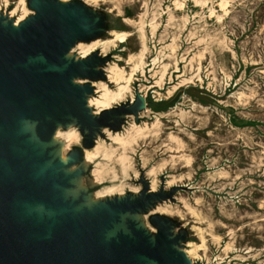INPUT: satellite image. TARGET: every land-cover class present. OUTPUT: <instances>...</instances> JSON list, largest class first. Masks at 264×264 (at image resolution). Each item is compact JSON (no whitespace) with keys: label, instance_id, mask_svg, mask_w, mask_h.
I'll return each mask as SVG.
<instances>
[{"label":"water","instance_id":"water-1","mask_svg":"<svg viewBox=\"0 0 264 264\" xmlns=\"http://www.w3.org/2000/svg\"><path fill=\"white\" fill-rule=\"evenodd\" d=\"M132 10L115 0H0V264H264L207 230L238 203L221 165H192L180 132L247 80H186L139 62ZM208 231V232H207Z\"/></svg>","mask_w":264,"mask_h":264},{"label":"rangeland","instance_id":"rangeland-1","mask_svg":"<svg viewBox=\"0 0 264 264\" xmlns=\"http://www.w3.org/2000/svg\"><path fill=\"white\" fill-rule=\"evenodd\" d=\"M115 1L120 5H126L131 8L132 15L130 19L136 28L137 26L139 28V21L142 26L144 25L145 42H147V48L150 50L147 52L146 58L157 56L156 58L161 64L165 62L171 63L173 58L171 56L168 58L167 55H169L170 45L174 43L177 45V64H182L184 67L185 63L190 62V60H195V63L191 61L192 65H190L192 68L187 70L184 69V73L186 72V80L198 79V77H193V69L199 63L201 65L199 66L202 69V74H209L208 76L211 78V83L215 87H220L225 81L229 80L238 69L241 71L240 77L248 72L247 80L243 83L241 88H239V92L237 91L235 94L237 98L235 96L229 98L228 103L235 106L239 114L243 118L249 120V124L244 126H233L224 114L213 110L206 111V109H202V111L201 108H199L189 117L191 120L189 121L188 119L187 124L189 129L180 132L178 136L181 140L180 151L182 152V156L186 157L183 153L188 151L187 153L190 155V159H192V165L201 164L203 160L221 165V173L222 175L224 174L222 176L223 181L231 184V186L240 192L238 203H230L220 206L219 208L214 207L212 204L203 207L202 211H204L202 214L206 222L207 230H210L207 224L213 222V230H210V232L214 235L223 236L233 243L247 244L258 248L260 251H264V201H262L264 199V191H262L264 190V0H206L204 3L205 5L199 4L194 0H184V5L181 8L175 6V3H173L174 0H159L160 2L158 0ZM222 2H226L224 7H221ZM210 8H213L216 14H222V17L220 16L219 18H222L220 20L221 22L218 21L219 19L215 14L210 13ZM153 15L156 18H154ZM241 17L244 18L242 19ZM166 18H168V20ZM185 21H187V23ZM235 21L237 22L235 23ZM169 24L170 26H168ZM229 24H231V26ZM197 39L199 42H197ZM210 47L211 49H209ZM231 50L234 51L235 59L234 57L231 58V55L233 56ZM198 58L200 59L198 60ZM209 63L211 64L209 65ZM169 66L173 65L170 64ZM212 78H214V81H212ZM252 90L254 92H252ZM260 98L262 100H260ZM241 100L242 102H240ZM251 144L253 145L251 146ZM250 167L252 168L250 169ZM245 179H249V181L245 182ZM251 180L255 181L252 182ZM239 206L241 207L240 209Z\"/></svg>","mask_w":264,"mask_h":264},{"label":"bare ground","instance_id":"bare-ground-1","mask_svg":"<svg viewBox=\"0 0 264 264\" xmlns=\"http://www.w3.org/2000/svg\"><path fill=\"white\" fill-rule=\"evenodd\" d=\"M146 1V0H145ZM159 1V0H158ZM195 2H198L199 4H203V5H205L204 3L206 2V0H194ZM217 1V0H216ZM233 1V0H232ZM244 1V0H243ZM149 2V1H148ZM160 2V1H159ZM238 2V1H237ZM144 3H146V2H144ZM173 3H175V6H177V7H182L183 5H184V0H174V2ZM197 3V4H198ZM218 3H220V2H218ZM225 3L226 2H222V4H221V7H224V5H225ZM169 4H171V3H169ZM196 4V5H197ZM241 4V3H240ZM246 4V3H245ZM142 5V4H141ZM168 5V4H167ZM229 5H232V4H229ZM151 6V5H150ZM169 6V5H168ZM186 6V5H185ZM202 6V5H201ZM155 7V6H154ZM167 7V6H166ZM171 7V6H170ZM232 7V6H231ZM241 7V6H240ZM215 8V7H214ZM248 8V7H247ZM251 8V7H250ZM168 9V8H167ZM228 9H230V8H228ZM228 9H227V11H228ZM156 10V9H155ZM155 10H153V11H155ZM171 10V9H170ZM184 10V9H183ZM235 10H236V8H235ZM145 11H147V10H145ZM152 11V12H153ZM141 12V11H140ZM169 12V11H168ZM171 12V11H170ZM178 12V11H177ZM200 12V11H199ZM139 13V12H138ZM145 13V12H144ZM144 13H142V14H144ZM210 13L211 14H215L216 15V17L219 19L220 18V16L222 15H218V14H216L215 12H214V9L213 8H210ZM223 13V12H222ZM227 13V12H226ZM148 14V13H147ZM152 14V13H151ZM154 14V13H153ZM172 14V13H171ZM224 14V13H223ZM234 14V13H233ZM243 14V13H242ZM138 15V14H137ZM170 15V14H169ZM180 15V14H179ZM196 15V14H195ZM208 15V14H207ZM139 16V15H138ZM145 16V15H144ZM172 16H173V14H172ZM178 16V15H177ZM141 17V16H140ZM152 17V16H151ZM153 17H154V15H153ZM163 17V16H162ZM222 17V16H221ZM236 17V16H235ZM139 18V17H138ZM142 18V17H141ZM154 18H156V17H154ZM171 18H173V17H171ZM175 18V17H174ZM231 18V17H230ZM242 18V17H241ZM244 18V17H243ZM242 18V19H243ZM247 18V17H246ZM167 20H168V18H166ZM170 19V18H169ZM210 19V18H209ZM222 19V18H221ZM221 19H219L218 21H220ZM238 19V18H237ZM252 19V18H251ZM250 19V20H251ZM141 20H143V19H141ZM153 20V19H152ZM155 20V19H154ZM173 20V19H172ZM204 20V19H203ZM138 21V20H137ZM171 21V20H170ZM207 21V20H206ZM229 21V20H228ZM238 21H240V20H238ZM142 22V21H141ZM186 23H187V21H185ZM221 22V21H220ZM231 22H232V20H231ZM231 22H229V23H231ZM237 21H235V23H236ZM242 22V21H241ZM136 23V22H135ZM192 23V22H191ZM203 23V22H202ZM227 23V22H226ZM138 24H139V28H138V26H137V28H138V31H140L139 33H140V38H141V43H142V48H141V52H140V54L137 56V58H138V60H139V62H143L144 60H145V58H146V55H147V52L148 51H150V50H148V48H147V42H145L146 41V37H145V34H144V31H143V26H142V24L140 23V21L138 22ZM144 24V23H143ZM149 24V23H148ZM151 24V23H150ZM178 24V23H177ZM215 24V23H214ZM238 24H240V23H238ZM250 24V23H249ZM216 25V24H215ZM230 26H231V24H229ZM228 25V26H229ZM253 25V24H252ZM165 26V25H164ZM168 26H170V24L168 25ZM193 26V25H192ZM229 26V27H230ZM240 26V25H239ZM166 27V26H165ZM191 27V26H190ZM152 28H153V26H152ZM167 28V27H166ZM192 28V27H191ZM222 28V27H221ZM250 28V27H249ZM140 29V30H139ZM163 29V28H162ZM177 29V28H176ZM202 29V28H201ZM230 30H231V28H230ZM239 30V29H238ZM249 30V29H248ZM166 31V30H165ZM164 31V32H165ZM233 31V30H232ZM163 32V33H164ZM218 32V31H217ZM221 32V31H220ZM161 33V32H160ZM172 33V32H171ZM239 33V32H238ZM168 34V33H167ZM206 34V33H205ZM235 34H237V33H235ZM241 34V33H240ZM161 35V34H160ZM194 35V34H193ZM192 35V36H193ZM203 35V34H202ZM209 35V34H208ZM231 35H233V34H231ZM238 35V34H237ZM245 35V34H244ZM163 36V35H162ZM161 36V37H162ZM164 36H165V34H164ZM169 36V35H168ZM224 36V35H223ZM160 37V36H159ZM167 37V36H166ZM194 37V36H193ZM217 37V36H216ZM245 37V36H244ZM261 37V36H260ZM264 37V36H263ZM164 38V37H163ZM203 39V38H202ZM206 39V38H205ZM230 39V38H229ZM190 40V39H189ZM222 40H223V38H222ZM221 40V41H222ZM241 40V39H240ZM162 41V40H161ZM163 41H164V39H163ZM174 41V40H173ZM231 41V40H230ZM233 41V40H232ZM188 42V41H187ZM190 42V41H189ZM197 42H199V40L197 39ZM223 42V41H222ZM225 42V41H224ZM259 42V41H258ZM158 43H159V41H158ZM209 43V42H208ZM229 43H231V42H229ZM228 43V44H229ZM200 44V43H199ZM233 44V43H232ZM262 44V43H261ZM190 45V44H189ZM188 45V46H189ZM263 45V44H262ZM210 46V45H209ZM264 46V45H263ZM159 47V46H158ZM207 47V46H206ZM211 47H212V45H211ZM211 47L209 48V49H211ZM218 47V46H217ZM258 47H260V46H258ZM162 48H163V46H162ZM205 48V47H204ZM219 48V47H218ZM232 48V47H231ZM241 48V47H240ZM186 49V48H185ZM217 49V48H216ZM224 49V48H223ZM167 50V49H166ZM191 50V49H190ZM199 50V49H198ZM205 50V49H204ZM207 50V49H206ZM258 50V49H257ZM261 50H263V49H261ZM260 50V51H261ZM159 51V50H158ZM183 51H184V49H183ZM220 51V50H219ZM218 51V52H219ZM237 51V50H236ZM244 51V50H243ZM259 51V52H260ZM208 52V51H207ZM210 52H212V51H210ZM210 52H209V56H210ZM222 52V51H221ZM231 52H232V54H233V56L231 55V58L232 57H234V51L233 50H231ZM238 52V51H237ZM200 53V52H199ZM202 53H204V52H202ZM257 53V52H256ZM181 54H182V52H181ZM195 54V53H194ZM198 54V53H197ZM196 54V55H197ZM245 54V53H244ZM252 54V53H251ZM195 55V56H196ZM201 55V54H200ZM172 57L173 58V61L170 63V62H165L164 63V68H166V67H168L170 64L171 65H173V66H177V58H176V56H177V45H175L174 43L173 44H171L170 45V51H169V55H167V57L169 58V57ZM194 56V57H195ZM239 56V55H238ZM259 56V55H258ZM157 57V56H156ZM212 57V56H211ZM243 57V56H242ZM191 58H192V56H191ZM201 58H203V57H201ZM200 58H198V60H199ZM211 59V58H210ZM234 59H235V57H234ZM190 60V59H189ZM188 60V61H189ZM243 60V59H242ZM161 61V60H160ZM191 61H195V60H190V62H187V63H185L184 64V69L185 70H187V69H190V68H192V63H191ZM209 61V60H208ZM211 61V60H210ZM214 61V60H213ZM226 61V60H225ZM239 62V61H238ZM195 63V62H194ZM198 63V62H197ZM212 63V62H211ZM211 63H209V65L211 64ZM219 63V62H218ZM191 64V65H190ZM224 64H225V62H224ZM223 64V65H224ZM200 65V63L199 64H197V66L193 69V73H194V76L193 77H198V79L200 78V76H201V74H202V69H201V65ZM203 65V64H202ZM213 65V64H212ZM211 65V66H212ZM216 65V64H215ZM227 65V64H226ZM239 65V64H238ZM208 66V65H207ZM225 66V65H224ZM223 66V67H224ZM233 66V65H232ZM235 66H236V64H235ZM231 67V66H230ZM229 67V68H230ZM214 69V68H213ZM224 69V68H223ZM244 69V68H243ZM206 70V69H205ZM210 70V69H209ZM231 70V69H230ZM227 71V70H226ZM232 71V70H231ZM245 71V70H244ZM243 71V72H244ZM215 72V71H214ZM219 72V71H218ZM220 72H221V70H220ZM223 72H225V71H223ZM262 72V71H261ZM186 73V72H185ZM251 73V72H250ZM206 74V73H205ZM213 74V73H212ZM224 74V73H223ZM245 74V73H244ZM207 75H209V74H207ZM215 75V74H214ZM228 76H229V74H228ZM263 76V75H262ZM192 77V76H191ZM214 77V76H213ZM260 77V76H259ZM185 79V78H184ZM190 79V78H189ZM192 79V78H191ZM220 80V79H219ZM212 81H214V78H212ZM251 81V80H250ZM256 81H258V80H256ZM221 82H223V81H221ZM252 82V81H251ZM250 82V83H251ZM256 84V83H255ZM258 86V85H257ZM241 88V87H240ZM261 88V87H260ZM254 89H255V87H254ZM243 90V89H242ZM249 90V89H248ZM250 91V90H249ZM239 92V91H238ZM251 92V91H250ZM252 92H254L253 90H252ZM257 92V91H256ZM263 92V91H262ZM241 93V92H240ZM246 93V92H245ZM252 94V93H251ZM245 95V94H244ZM238 96V95H237ZM249 96V95H248ZM236 97V96H235ZM241 97V96H240ZM237 98V97H236ZM247 98V97H246ZM256 98H258V97H256ZM239 99V98H238ZM237 99V100H238ZM255 100V99H254ZM260 100H262L261 98H260ZM258 101V100H257ZM239 102V101H238ZM240 102H242V100L240 101ZM239 102V103H240ZM246 102V101H245ZM244 102V103H245ZM244 103H243V105H244ZM261 104V103H260ZM242 105V104H241ZM243 107V106H242ZM202 110V109H201ZM201 110H198V111H201ZM203 111V110H202ZM206 111H207V109H206ZM242 111V110H241ZM204 112H205V110H204ZM195 116V115H194ZM193 116V117H194ZM208 117V116H207ZM199 118V117H198ZM207 119V118H206ZM208 119H209V117H208ZM191 119L189 118V121H190ZM204 121V120H203ZM188 122V121H187ZM223 125V124H222ZM200 127V126H199ZM225 127V126H224ZM228 128V127H227ZM234 131V130H233ZM249 131V130H248ZM253 132V131H252ZM234 133V132H233ZM252 134V133H251ZM186 135V134H185ZM190 135H192V134H190ZM187 136V135H186ZM255 137V136H254ZM190 138V137H189ZM212 138V137H211ZM248 138V137H247ZM191 139V138H190ZM253 139V138H252ZM201 140V139H200ZM250 140V139H249ZM181 141V140H180ZM195 141V140H194ZM230 141V140H229ZM247 142V141H246ZM219 143V142H218ZM255 143V142H254ZM263 143V142H262ZM183 144V143H182ZM260 144V143H259ZM213 145V144H212ZM253 144H251V146H252ZM187 146V145H186ZM196 146V145H195ZM217 146V145H216ZM218 148V147H217ZM184 149V148H183ZM221 149H222V147H221ZM191 150V149H190ZM198 151V150H197ZM213 151V150H212ZM218 151V150H217ZM235 151V150H234ZM263 151V150H262ZM188 152V151H187ZM187 152H185V153H183L184 155H186V159L187 160H191L192 161V159H190L191 157H190V155L187 153ZM194 152V151H193ZM248 152V151H247ZM251 152H252V150H251ZM199 153V152H198ZM217 153V152H216ZM245 153V152H244ZM194 154V153H193ZM196 154V153H195ZM228 154V153H227ZM252 156V155H251ZM257 156V155H256ZM255 156V157H256ZM264 156V155H263ZM220 157V156H219ZM254 157V158H255ZM193 158V157H192ZM217 158V157H216ZM215 158V159H216ZM258 158V157H257ZM194 159V158H193ZM220 159V158H219ZM229 159V158H228ZM262 159V158H261ZM211 161V160H210ZM216 161H217V159H216ZM213 162V161H212ZM261 162V161H260ZM192 163V162H191ZM262 163V162H261ZM216 164V163H215ZM260 165V164H259ZM258 167V166H257ZM252 167H250V169H251ZM254 169H255V167H254ZM223 170H225V169H223ZM244 170H246V169H244ZM243 170V171H244ZM257 170V169H256ZM256 172V171H255ZM225 173V172H224ZM229 173V172H228ZM264 173V172H263ZM230 174V173H229ZM224 175V174H223ZM222 175V176H223ZM225 176H226V174H225ZM227 177V176H226ZM235 177V176H234ZM244 179V178H243ZM242 179V180H243ZM246 181H249V179L248 180H246L245 179V182ZM252 181V180H251ZM255 181V180H254ZM254 181H252V182H254ZM244 182V183H245ZM231 183V182H230ZM231 185V184H230ZM263 185V184H262ZM241 187V186H240ZM243 188V187H242ZM241 188V189H242ZM254 188V187H253ZM262 191H264V190H262ZM246 192V191H245ZM256 197V196H255ZM262 200V199H261ZM262 201H264V199L262 200ZM242 203V202H241ZM245 205V204H244ZM247 205V204H246ZM262 205V204H261ZM210 206V205H209ZM212 206V205H211ZM230 206V205H229ZM252 206V205H251ZM260 206V205H259ZM208 207V206H207ZM245 207V206H244ZM254 208H256L255 206H253ZM241 207L239 206V209H240ZM248 208V207H247ZM261 208V207H260ZM214 209V208H213ZM242 209H243V207H242ZM244 210V209H243ZM256 210V209H255ZM258 210V209H257ZM204 211V210H203ZM202 211V212H203ZM230 211H231V209H230ZM235 211V210H234ZM241 211V210H240ZM259 211V210H258ZM212 212V211H211ZM233 212V211H232ZM236 212H238V211H236ZM208 213V212H207ZM224 213V212H223ZM216 214V213H215ZM225 214V213H224ZM211 216V215H210ZM225 216V215H224ZM206 221H207V219H206ZM212 221V220H211ZM208 223V222H207ZM216 223V222H215ZM214 223V224H215ZM208 225V228L210 229V230H213L212 228H213V222H210V224H207ZM210 230H209V232H210ZM230 233H231V231H230ZM213 234V233H212ZM230 241V240H229ZM232 242V241H231Z\"/></svg>","mask_w":264,"mask_h":264}]
</instances>
